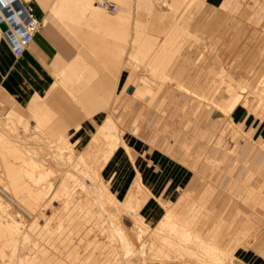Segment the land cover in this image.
Returning <instances> with one entry per match:
<instances>
[{"label": "crops", "instance_id": "obj_1", "mask_svg": "<svg viewBox=\"0 0 264 264\" xmlns=\"http://www.w3.org/2000/svg\"><path fill=\"white\" fill-rule=\"evenodd\" d=\"M23 1L33 7V14L41 21V27L33 34L28 46L17 56L13 54L9 44L2 37L0 39V93L11 97L20 107H26V104H29L28 101L32 100L29 96L32 94L36 96H33V99L34 97L46 99L56 81L61 83L66 78L68 71L72 68L71 62L75 59L80 48L78 40L68 29L83 27L84 25L77 24L76 21L81 16L84 17L85 11L92 13L94 11L92 6H95L99 0H71L69 5H63L64 7H61L63 11L79 12L76 13L77 18L70 21V25L63 22L64 19H61L59 14L54 15L55 13H52L50 7L53 5V0H48L47 10L45 8L43 10L40 2H36L37 0ZM121 1L123 2V9L119 19H117L118 16L115 18L103 17L102 19L88 17L96 23L97 27L102 29L103 34L106 32L108 36L114 35L116 37L115 29H118L119 38L121 34L125 36L126 31L123 29L126 26L123 19L124 13L126 16V12H136L137 9L135 0L132 3H126V0ZM224 1L204 0L201 6L193 3L188 13L182 14L181 17L187 20V15H192L189 32L196 35L198 39L204 41L211 39V41L219 42L224 52L229 55L230 65L237 69L240 74L247 76L250 85H254L255 81L264 74V14L263 19L261 17L255 18L256 12L264 13V0H260L257 5H254L252 0H248L242 5L238 3L239 0H232L228 10L222 9L220 6ZM65 7L69 9L65 10ZM57 11L59 10L57 9ZM60 11L62 10L60 9ZM115 14L114 12L108 16ZM93 15L94 17L98 16ZM143 22V19L138 22L136 20L135 28L140 26L143 28L154 27L147 22L143 24ZM174 25L175 23L170 24V22L168 24L169 27ZM96 26L87 25V27ZM159 28L165 29L164 27ZM147 32L145 33L144 30L143 33L149 34ZM102 37L98 40L99 46H94V50L112 51V46L106 45V43L110 44L111 41ZM133 37L132 34L131 39ZM119 42L121 43V40ZM116 49L120 53L121 50L126 52L122 45ZM113 57L115 58L113 60L115 65L116 55ZM99 58L103 60L102 56ZM120 59L118 60L119 65H121ZM87 66L88 64L83 65V70L74 80L77 88H83L82 91L85 93L90 90L85 85L88 83L92 85L91 73L86 68ZM97 69L99 72L93 70L92 74L108 75L105 70ZM168 69L167 76L172 84L162 85L160 88L153 87L154 95L148 100L133 99L132 93H127L129 87H132L134 91L133 86L125 84L127 77L132 76L131 71H120L117 74L114 79L120 80L118 91L122 94L126 91L128 96L124 101L128 107V112L122 116V126L113 121L105 110L89 117L77 114L75 116L61 114L57 115L55 119L64 127L65 134L74 144L76 151L82 149L91 135L99 131L101 126L108 125V129L112 125L117 127L122 141L129 151L125 153L126 148L123 143H120L108 161L99 165L101 177L107 183L111 193L120 201H127L133 185L140 180L141 185L149 192V196L139 209V214L151 225H154L165 213L160 202L174 204L179 199H183V204L190 205L194 203L191 197L202 196L206 192L204 188H206L208 181L201 179V177H207L213 170L212 163H215V169L220 174L215 181L216 191L214 200L211 202L216 208L214 220L219 224L222 222V204L227 201L224 198V192L231 183H240L245 178L254 176L253 182L249 184L248 188L254 190L258 187H264V121H260L238 106L231 113V117L237 124L243 125L250 132V138L241 139L238 142V151L235 155L224 152L223 149L212 145L211 130L214 126L212 120L219 119V117H213L219 110L206 108L198 103L200 100L194 99L192 95L188 94L197 95L218 105L219 103L216 101L197 94L198 89L203 92L216 91V88L211 87L213 78L210 80V85L206 82L205 85L201 82L183 84L177 76L169 75ZM262 69L263 72L260 74L259 71ZM139 74L136 73L135 75ZM196 80L189 81L196 82ZM178 87L183 90L178 89ZM103 90L106 91V94L103 91L102 98L99 96L97 100L93 98L92 100L82 96L79 101L87 104L94 101L100 103L106 98L110 109H115L121 103V99H117L116 95L114 99L111 98V88L107 87ZM114 90L116 91V89ZM71 91L73 92V90ZM223 91L225 92V90ZM64 93L62 90L57 92L56 101L64 102L66 109L76 108L75 104L71 103L75 107L69 104L70 102ZM211 107L214 108L213 105ZM160 108L162 109L161 112L159 111ZM143 109L145 110L139 115ZM104 120L105 122L100 124ZM77 123L80 126L75 129L74 125ZM134 123H137L139 128V133L136 135L127 129ZM124 127L126 130L123 132ZM90 183L87 186L90 187ZM186 196L190 197V201L184 200ZM204 201L207 202V200ZM234 210L235 207L232 205L230 208L231 217ZM227 230L233 235L239 231L252 233L256 239L253 250L264 257V232L262 233L263 237L257 239V228H254L245 219H239L238 222L233 220L232 225ZM235 255L236 261L241 264H264V260L255 254L240 253L237 250Z\"/></svg>", "mask_w": 264, "mask_h": 264}, {"label": "bare ground", "instance_id": "obj_2", "mask_svg": "<svg viewBox=\"0 0 264 264\" xmlns=\"http://www.w3.org/2000/svg\"><path fill=\"white\" fill-rule=\"evenodd\" d=\"M22 1L3 0V2H0V18L8 23L12 19L19 20L21 11L18 9V5H21ZM38 1L42 5L43 10L48 8V0H37L36 2ZM70 1L53 0V5L50 7V10L53 11L50 12L55 13L54 15L59 14L62 17L60 18L64 19L63 22L69 25L71 24L70 21L77 18L76 13L69 12L68 7L70 6L65 7V10L68 11H63L61 7H64ZM197 2L199 0H191L190 4ZM190 4L188 3V8L191 7ZM220 6L222 9H227L228 7L225 2L222 5L220 4ZM93 14L94 12L90 13L89 16L92 17L94 16ZM119 15L117 19L120 18ZM94 18L102 19L103 17L95 16ZM175 27L177 28L178 26ZM178 29L170 31V35H167L168 39L169 37L173 39L178 34L180 36L181 32V38L183 36L182 39H184V33L187 30L180 26ZM137 32L140 34L141 29ZM174 32L177 34L176 36ZM145 33L143 35L147 39ZM172 33L174 34L171 35ZM186 33H188L186 35L189 38L193 36L188 31ZM187 36L185 37L187 38ZM1 37L2 34L0 32V39ZM137 38L139 37L135 39L137 40ZM140 38L137 41H133V53L131 52L129 57L131 59L127 64L135 62L140 66L146 67L148 70L147 76L155 79L154 81L157 82L156 87L158 88L162 85L172 84V81L167 76V69L173 58L172 56L176 51H179L183 40L181 41L180 37H176V40L173 39L174 45L169 44L173 50H169V46L163 45L162 50L164 53L152 56L149 55V52L154 47L151 45L153 41H151L149 36L147 40L142 39L144 37ZM171 38L169 41L172 40ZM175 41L181 42H176L175 44ZM170 53L173 55L170 56ZM224 70L218 77H213V84L220 83L219 77L221 78L224 74ZM147 79L141 78L138 86L128 84L134 87V91L132 87H129L127 93H132L131 97L137 100L148 98L152 88L148 85ZM116 82L114 89L118 91L120 80L116 79ZM129 82L130 77H127L125 84L127 85ZM222 82L221 86L227 93V97L223 100V105H216L197 95L188 94L192 95L194 99L203 100L205 103L213 105L223 116L230 117L231 123H234L231 113L238 107L240 97L235 87L229 83L230 81L222 80ZM56 84H58L57 81L46 99L38 100L39 97L35 98L36 96L32 94L29 96L32 100L28 101L29 104H26L27 110H33V117H35L39 126L50 133H54L57 127L52 120L55 117L54 115H56L55 113L75 116L76 114L79 115V112L75 110L76 108L85 107V104H75L77 107L74 110L70 109V111L69 108L66 109L67 107H64V102H57L55 95L62 88L60 87L61 89H59ZM256 85V90L259 92L258 95L262 96L264 94V80L258 81ZM114 89L113 91H115ZM178 89L183 90L180 87ZM74 93H70L69 97H77ZM120 94L119 96L117 95L118 99H122L123 94ZM83 95H86L84 91ZM33 96H35L34 99ZM251 98V96L247 95L244 99L245 101H242L243 104L248 105L246 102L248 103ZM71 106L73 107L74 105L71 104ZM66 116L63 117L67 118ZM17 122L24 123L20 120H17ZM67 122L69 121L67 120ZM1 125L2 127L7 126L9 129H12L13 126H10L9 123L3 125L0 122V264H99L96 260L102 256L107 257V264H121L122 260L128 261L137 256L141 257L140 262L138 260L134 264H144L145 260H155L154 258H157L161 264H225L224 262L228 256L236 258L235 253L237 250L244 253V249L248 247L249 239H254L252 233H245V231H239L235 235L231 234L227 230L232 225L230 221L229 224L223 221L226 224L225 226L222 225L225 227L223 230L215 226L216 228H212L202 235V230L210 219L209 214L204 212V206L195 203L190 205L183 204V199H179L171 207H167L160 202L164 207L165 213L163 212V216H160L161 219L150 226L139 214V209L149 196V192L141 185L140 180L132 187L127 201H120L114 197L107 183L102 179L99 168L93 170L91 175L92 185L90 187L84 183L79 184L78 187L82 190L73 192L74 185L58 184L59 178L54 170L50 166L43 167V161L46 159L44 157L45 154L36 152V144L29 142L30 140L24 141L18 132L12 136V134L8 133L7 128L1 129ZM107 126H101L99 131L91 135L89 141L83 146L84 148L95 149L94 156L88 153L89 150L84 153L81 152L82 154H77L80 156L77 161L75 156L68 155V162L73 167H75L74 161L82 165L80 170L83 174H87L89 167L95 163H106L117 146L123 143L117 129L113 125L110 126V129ZM13 132H15V129ZM60 138L65 143L64 149L74 148V144L69 142L65 133ZM124 146L127 149H125L126 153L129 150L126 145ZM97 156L101 157V159H98ZM65 157L62 152L54 154V158L57 161L63 162ZM102 160L105 162H102ZM14 163L17 164L14 165ZM8 189L11 195L8 193ZM4 197H7L8 201L3 200ZM45 197L47 198L46 202H42V205L40 203L37 204V201L40 200L41 202ZM184 200L190 201V197H184ZM55 202L58 203L56 208L54 206ZM10 203L21 207L22 212L24 211L26 214V219L24 220L28 219L27 223H25L26 221L21 223L15 220ZM48 211H51L49 216H47ZM124 216L127 219L128 217L131 218L133 221V228L137 230L135 233L131 234L125 230L122 222V217ZM39 218L44 219L42 225L37 222ZM110 239L113 241L111 245H116L112 251H110L111 246H108ZM73 241L78 244L76 254L72 256L76 263H73L71 259L56 256L55 253H58L61 247L69 250V245ZM224 241L226 242V245L224 244L225 247L222 246ZM28 244L30 246H27ZM23 248H26L28 256L21 255ZM90 258H94V263L89 262Z\"/></svg>", "mask_w": 264, "mask_h": 264}, {"label": "rangeland", "instance_id": "obj_3", "mask_svg": "<svg viewBox=\"0 0 264 264\" xmlns=\"http://www.w3.org/2000/svg\"><path fill=\"white\" fill-rule=\"evenodd\" d=\"M110 1L114 2L116 5V11H115L116 14L114 16H108L110 13H105V11L103 12V10L100 11L99 9L96 8V6H92L90 3V5L92 6L94 10L93 11L94 14L100 17L115 18L120 13H122V9H123L122 3L123 2L121 0H110ZM126 1H127L126 3L134 2V0H126ZM135 1H136V9H137L136 12H132V11L126 12L127 13L126 16L124 13L123 19L126 22V26L123 29H125L126 31L125 36L121 34V37L119 38L118 29H115L117 33L116 37H114V35L108 36L106 32H104L103 34L102 29L97 27L96 23L92 19H90V18H94V16L88 18L90 11H85L84 17L81 16L76 21L77 24L84 25L83 27L80 26V27L68 29L73 33L75 39L78 40L79 42L78 46L80 48H79V52L77 53L75 59L71 62L72 68L68 71L66 78L63 79L61 83L57 82L58 84H56V86H58L59 89L62 88L61 90L64 91L66 95L68 94L67 95L68 102L73 103V104H78V105L85 104V107L82 108L80 106L78 108L79 110L77 108L72 109V110L75 109L76 111H78L79 115L89 117V116H92L93 114H97L98 112L105 110L106 113H109V116L113 119V121L118 122L119 125L122 126V116L126 115L128 112V107L124 103V101L128 97L126 91L123 92L121 103L115 109L113 108L110 109V105L109 106L107 105L106 98L104 101H101L100 103H98L97 101H94V102H88L87 104L86 102L79 101V99L82 97L83 89L77 88L78 86L75 84L74 80L75 78H77L79 72L83 70L82 68L84 64L85 65L88 64L86 68L91 73L90 79H91L92 85L91 83H88L87 85H85L87 88H90V90L86 92L85 96L83 95V98L88 97L90 99L93 98L95 100H97L99 96L100 98H102L101 94L103 93V91H105L103 89H106L107 87L111 88L110 96L112 99H114L115 95L116 96L121 95L119 91H113V88L117 84L114 78L117 76V74L120 71L122 72V71L128 70L132 72V76H130V82L127 83V85L134 84L138 86L141 78H146V79L148 78L147 79L148 85H150L152 88L148 98L144 99V100H148L154 95L153 87L157 86V82L154 81L155 79H153V77L147 76L148 70L146 67L140 66L135 62H131L130 64H127V62L131 59L129 58L131 52L133 53V41L136 40L135 39L136 37H139V38L144 37L142 39H145V36L142 34V31L144 30L148 31L149 34H146L147 35L146 37L147 39H148V36L151 38V41L153 42H151L152 44L151 43L150 44L154 46L153 49L149 52V55H152V56L154 54L160 55L164 53V51L162 50L163 45H166L167 47L169 46V50H170L172 49L171 48L172 46L169 44L171 43L172 45H174L173 39L176 40V37L181 38L182 32L180 36L179 34L178 36H176L177 34L174 32L176 37L173 39L169 37V39L170 38L172 39L171 41H169L168 36L170 35L169 33L170 31L172 32V30L175 31L176 29L179 30L178 27L180 26V27H184L189 32V27L191 23L190 17L192 15H187V20H184L181 17V15L188 13V10L190 8V7L188 8V3L190 4L191 0H135ZM203 1L204 0H199V2H197L196 4H199L198 6H201ZM247 1L248 0H239L238 3L242 5L246 3ZM224 2H225V5L228 6L227 9L225 10H228L230 8L229 5L232 3V0H225ZM259 2L260 0H252V3L254 5L259 4ZM76 13H79V12H76ZM162 14H165L166 16L165 15L162 16ZM263 14H264L263 12H256L255 18L259 19L261 17V19H263ZM141 19L144 20L143 24H146L147 22V24L152 25L154 27L144 28V29L143 27L135 28L136 20L138 22ZM169 22L170 24L175 23V25L172 27H169L168 26ZM87 25L88 26L95 25L96 27H87ZM162 26L165 29L159 28V27L163 28ZM175 26H178V27L176 28ZM139 28L141 29L140 34L139 32H137V31H140ZM161 31H163L164 33H162ZM178 32L180 33V31ZM186 32L185 33L183 32L185 36H187L186 34H188ZM174 33H172L171 35H173ZM132 34L134 35V37L131 39ZM102 35L104 36L102 37ZM192 35L193 36L190 38L189 36H187V38L184 36V39H182L183 38L182 36V38L180 39L181 41L183 40L182 42L175 41V44L176 42L177 43L181 42V49L179 51H176L174 55L172 54L173 52L170 53V56L173 55L172 56L173 58L170 62L171 66L169 65L170 68L168 69L169 75L173 77L177 76L180 79V81H182L183 84L185 83L198 84L201 82L205 85V82H206L208 85H210L211 84L210 80L214 76L218 77L219 75H221L222 74L221 72L223 71V69H225L224 74L221 76V78L219 77L220 83H216V84L212 83L211 85L212 88H216V91L213 89L214 91L210 90L209 92L208 91L203 92L200 89H198L197 94L201 95L202 97L205 96V98L212 99L216 101L217 103H219V105H223V100L227 97V93L223 91L224 89L221 86L223 83L222 80L227 81V82L230 81L229 83L232 84L235 87L238 94H240L238 106L240 108L242 107L249 114L260 119V121H264L263 120L264 118V98L263 96L264 94L262 95V97L258 95L259 92L256 90L257 85L255 86V84L258 81L264 80V74L255 81L254 85H250V80L248 79V77L240 74V72L237 69L233 68L230 65L229 55L224 52V49L222 48L221 45H219V42L211 41V39H207L206 41H204L203 39H198L196 35L194 34ZM100 37L108 41H111L110 44L106 43V45L109 47L112 46L111 48L112 51L103 50L102 52L99 50H94V46L95 47L99 46L98 40L100 39ZM139 38H137V40ZM119 40H121V43L119 42ZM121 45L126 49V52L121 50V53H120V51L116 49L118 46H121ZM88 47H89V53H88ZM114 55H116L115 65L113 61L115 60V58L113 57ZM99 56H102L103 60L100 59ZM119 58H121L120 59L121 65L118 64ZM124 62H126V64H124ZM97 68L101 70H105V72L108 75L101 76L98 74L96 75L92 74L93 70L96 72H99ZM259 72L260 74H262L263 69ZM136 73H140V74L136 76L135 75ZM192 79H197V80L196 82L189 81ZM71 90L75 92L74 95H77V97L76 96L69 97L70 96L69 92H72ZM104 93L106 94V91ZM247 95L251 96L252 98L251 100L248 101V103L246 102V104L248 105H244L242 101H245L244 99L246 98ZM70 98H73V99H70ZM116 98L118 99V97ZM38 100L40 99L38 98ZM140 100H143V99H140ZM198 103L201 105H204L208 109L216 110L215 108L211 107L210 104L205 103L203 100ZM144 110L145 109H143L139 115H141ZM161 110L162 109H160L159 111L161 112ZM55 114L56 115H54L55 117L52 120L54 121L53 124L57 126L56 131L54 133H50L42 129L39 126L35 117H33L32 109L27 110V106L20 107L12 100L11 97L4 96L0 93V122L3 125L9 123L10 126L12 125L14 126V127L12 126V129H9L7 126L2 127L1 125V129L4 130V127L7 128L8 133L12 134V136H14L16 132H18L20 134L19 136L24 141L30 140L29 142H33L34 144H36L35 146L36 152L45 154L44 157L46 159L43 161V167L50 166V168L54 170V172L58 175V178H59L58 184L60 183L67 184V185L72 184L74 185L73 192H80L82 189L78 187V185L83 184V183L86 185H89L90 182H91L90 185H92L91 175L93 174V170L96 168H99V165H101L102 163L100 162L99 164L95 163L91 165L89 167V172L87 174H83L80 170L82 168V165L76 162L78 164L77 165L74 161L75 167H73V165L70 162H68L67 157L70 154L73 157L75 156V160L77 161L80 158V156H78L77 154H82L85 151L89 150L88 153L91 156H94L93 154H94L95 149L84 148V147H82V150L80 149L78 151H76V148L75 149L74 148L64 149L65 143L63 140H61L60 136L63 133H65V130H64V127L61 126L55 119L57 115L59 114L58 113H55ZM213 117L214 118L219 117V119L212 120L213 121L212 124L214 125L211 130V134L213 136L212 145L223 149L224 152L228 154L235 155L236 152L238 151V142L241 139L250 138V132H248L246 128H244L243 125L237 124L233 119L232 120L234 123H231L230 117L228 118V117L223 116L219 111L218 113L214 114ZM17 120H20L24 123H19L17 122ZM104 122L105 120L100 124H103ZM78 126H80V124L77 123L74 125V128L78 129ZM14 129H15V132H13ZM115 129H117L116 126H115ZM127 129H129L131 133L134 135L139 133V128L137 126V123L132 124ZM124 130H126L125 127L123 129V132ZM68 140L70 142L69 138ZM57 152L58 153L62 152L63 155L66 156L64 158L65 161L63 162L57 161L56 158H54V154L55 153L57 154ZM97 158L101 159V157L99 156H97ZM102 162H105V161L102 160ZM16 164L17 163H14V165ZM215 166L216 164L212 163L213 170L209 173V175H207V177H203V178L201 177V179L208 181L206 188H204V191L206 190V192L200 197L199 196L198 197L195 196L193 198L191 197L194 203L198 205L200 204L204 205L206 208L204 212H207L210 216V219L208 220L209 225L207 223L206 226H204V229L202 230V235L208 232V230H211L212 228H216V227H219L220 229L222 228L223 230L225 227H223L222 225L225 226L226 224H229L233 220L235 222L236 221L238 222L239 219H245L250 224H252L254 228H257V232H258L257 239L261 238L262 233L264 232V187H258L257 189H254V190H252L251 188L250 189L248 188L249 184L253 182L254 176L247 177L240 183H231L229 188L226 189V191L224 192V198H226L227 201L222 204V209H221L222 210V222L224 221L226 224H224V222L223 223L220 222L219 224L215 225L216 222L214 220V215L216 212V208H215L214 203L211 201L214 200V195L216 191V187H214V185H215V181L218 179V176L220 174L215 169ZM100 173H101V170H100ZM64 175L66 176L63 178ZM199 176L200 175L198 174V177ZM9 189H8V193L11 195V192ZM46 199L47 198L45 197L42 199L41 202L40 200L37 201V204L40 203V205H42L43 204L42 202L44 201L46 202ZM3 200L8 201V198L4 197ZM204 200H207V202ZM164 205L167 207H171L173 204L164 203ZM232 205L235 207V210L233 211V216L231 218L230 208L232 207ZM54 206L56 208L58 206V203L55 202ZM10 208H12L11 210L13 211V217L16 218L15 219L16 221L21 222V223L25 221H26L25 223L28 222V219L24 220L26 219V214L24 211L22 212V209L19 205L10 203ZM50 214H51V211H48L47 216H49ZM122 219H123L122 222L125 226V230L128 233L133 234L137 231L135 228H133V224H132L133 221L131 220V218L128 217L127 219V217L124 216L122 217ZM37 222L40 225H42L44 223V219L42 220V218H39ZM149 225L152 226L151 224ZM111 242L113 241L111 240L108 242V246H111L110 251H112L116 246V245H111ZM255 242H256V239L250 238L247 243L248 247L247 249H244V251L251 255L255 254L256 256L264 260V257H262L260 254H258V252L253 250ZM225 243L226 242L224 241L222 245L223 247H225L226 245ZM27 246H30V244H28ZM27 246L26 248H28ZM77 247H78L77 242L73 241V243L69 245V250L68 249L65 250L64 247H61L60 248L61 250L60 249L59 251L56 250L58 251V253L56 252L55 254L56 256L60 258L61 257L65 259L68 258L69 260L71 259L73 263L74 262L76 263V260L73 259L72 256L76 254ZM26 248L22 249L24 252L22 251L21 255L28 256V252L26 251ZM240 253L242 252L240 251ZM140 259L141 257H138V256L133 257L128 261L122 260L121 264L122 263L123 264H134V263H137L138 260L140 262ZM154 259L155 260L147 259V261L146 260L144 261V264L146 263L147 264H161V262L157 258H154ZM94 261H95L94 258L89 259V262L91 263L92 262L94 263ZM96 261L99 264H107L108 259L106 256H102ZM224 263L225 264H241L236 261L235 257H231V256H228ZM2 264H6V263H2Z\"/></svg>", "mask_w": 264, "mask_h": 264}, {"label": "built area", "instance_id": "obj_4", "mask_svg": "<svg viewBox=\"0 0 264 264\" xmlns=\"http://www.w3.org/2000/svg\"><path fill=\"white\" fill-rule=\"evenodd\" d=\"M95 6L110 14L116 11L115 3L107 0H99ZM18 9L21 11L19 20L12 19L8 23L0 18V23H4L7 27L5 32L0 30L2 39L9 44L15 56L22 53L30 43L33 34L41 27V21L34 16L33 7L30 4L22 1Z\"/></svg>", "mask_w": 264, "mask_h": 264}, {"label": "water", "instance_id": "obj_5", "mask_svg": "<svg viewBox=\"0 0 264 264\" xmlns=\"http://www.w3.org/2000/svg\"><path fill=\"white\" fill-rule=\"evenodd\" d=\"M0 30L2 32H5L7 30V27H6V25L4 23H0Z\"/></svg>", "mask_w": 264, "mask_h": 264}, {"label": "snow or ice", "instance_id": "obj_6", "mask_svg": "<svg viewBox=\"0 0 264 264\" xmlns=\"http://www.w3.org/2000/svg\"><path fill=\"white\" fill-rule=\"evenodd\" d=\"M0 2H3V0H0Z\"/></svg>", "mask_w": 264, "mask_h": 264}]
</instances>
